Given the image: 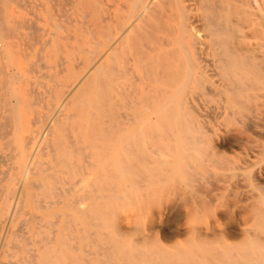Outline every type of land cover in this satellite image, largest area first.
<instances>
[{
    "label": "bare ground",
    "instance_id": "obj_1",
    "mask_svg": "<svg viewBox=\"0 0 264 264\" xmlns=\"http://www.w3.org/2000/svg\"><path fill=\"white\" fill-rule=\"evenodd\" d=\"M77 1L59 48L60 24L29 48L25 29L34 27L8 22L0 8V38L8 37L0 40V226L13 234L20 203L36 195L44 212H34V242H71L75 212L102 196L104 179L105 195L116 196L157 152L149 134L158 126L180 141L182 158L186 149L198 156L196 121L181 140L177 119L164 130L158 118L198 116L197 103L212 97L226 117L246 108L238 99H247L248 0H99L97 9ZM251 247L239 264H264V246ZM60 251L35 256L59 264Z\"/></svg>",
    "mask_w": 264,
    "mask_h": 264
},
{
    "label": "rangeland",
    "instance_id": "obj_2",
    "mask_svg": "<svg viewBox=\"0 0 264 264\" xmlns=\"http://www.w3.org/2000/svg\"><path fill=\"white\" fill-rule=\"evenodd\" d=\"M0 2L8 22L23 20L34 27L25 29L29 48L36 42L41 47L39 40L44 39L45 32L50 29L53 34L55 24H60L62 36L53 41L59 48L78 1ZM80 4L92 9L101 6L99 0H81ZM262 9L264 0L247 1V99H238L246 108L226 117L220 108L222 101L212 97L197 103L202 107L198 116L172 114L169 120L157 119L164 130L170 129L168 121L173 125L177 119L176 133L181 140L188 131H194L189 126L196 121L202 130L196 135L203 138L197 157L189 153L192 149H186V158H182L180 141L174 134L169 138L168 133L160 132L158 126L149 134L157 152L139 162L137 174L119 182L116 196L105 195L111 179L101 181L97 194L105 196L94 197L86 213L75 212L71 242H34L38 235L33 231L41 225L34 214L44 211L36 206V195H29L20 203L11 224L13 234L7 232L6 224L0 226V264H40L37 255L42 258L58 248H62L59 264H239L251 260V246H264ZM7 38L2 36L0 40L5 42ZM151 117L156 119L154 114Z\"/></svg>",
    "mask_w": 264,
    "mask_h": 264
}]
</instances>
